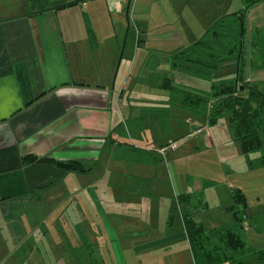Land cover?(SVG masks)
<instances>
[{"label":"crops","instance_id":"1","mask_svg":"<svg viewBox=\"0 0 264 264\" xmlns=\"http://www.w3.org/2000/svg\"><path fill=\"white\" fill-rule=\"evenodd\" d=\"M262 4L246 22L257 16ZM137 7L140 11L135 15ZM242 8V0H0V264H44L47 257L53 264H85L83 255L74 254L75 243L82 238L71 241L60 233L64 229L60 221L48 223L56 211L49 209L37 215L42 222L28 223L22 217L32 209L21 207L42 202L38 205L44 208L43 198H70L74 188L57 191L59 185L70 176L76 180L93 175L103 158L121 168L139 159L143 164L155 161L140 157L128 143L115 138L123 122L128 126L136 118L135 123L144 125L135 106L122 105L126 87L139 82L131 81L132 74L141 64L158 69L162 65L160 56L149 55V47L141 46L158 39L174 43L176 47L168 48L170 62L220 18ZM132 37L139 61L128 59ZM184 40L187 43L180 45ZM207 75L198 81L206 83L203 92L211 86ZM241 76L246 83L260 81ZM28 155L78 162L90 170L24 165ZM139 178L150 181L148 176ZM86 188L92 190L90 185ZM35 212L39 213L36 208ZM47 214L48 220L43 217ZM63 246L67 249L59 251ZM90 261L87 255L86 262ZM170 264H182L180 255Z\"/></svg>","mask_w":264,"mask_h":264},{"label":"rangeland","instance_id":"2","mask_svg":"<svg viewBox=\"0 0 264 264\" xmlns=\"http://www.w3.org/2000/svg\"><path fill=\"white\" fill-rule=\"evenodd\" d=\"M149 9L148 6L146 10ZM135 10L138 15L140 8ZM129 14H134L133 2ZM263 21L264 4L256 17L247 20L242 54L238 52L235 56V61L237 56L242 57L241 73L260 79L259 83H264ZM185 41L188 40L180 41V45H185ZM128 44L131 47L129 61L135 58L139 61L133 37ZM171 45L158 39L155 44L141 46L149 47L150 50H146L149 55L160 56L162 65L158 69L151 64L147 67L141 64L132 74L131 81L139 82L126 87L122 105L135 106L144 125L141 126L140 121L135 123L136 118L133 125L126 126L123 122L115 136L122 144L128 143L134 148V153L140 157H152L155 161L149 159L148 164H143L139 159L121 168L108 165L103 158L93 175L76 177V180L70 176L59 185L57 191L74 188L70 198H43L44 208L40 207L42 202L22 206L23 210L32 209L22 219L28 223L42 222L38 214L43 215L42 212L49 209L56 211L48 223L60 221L64 226L60 233L67 234L71 241L82 238L83 244L82 241L75 243L74 254L83 255L85 264H89L87 255L95 256L100 264H170L177 254L182 264H193L177 197L196 192L201 195L200 203H207L204 208L197 207L194 216L197 222L207 228H239L243 232L248 247L243 253L231 255L235 264H264L260 255L264 252V149L244 155L231 132L228 116L214 126L208 125V115L189 113L181 105L182 97L177 95V90L203 92L206 83L202 85L198 81L205 74L213 80L231 79L238 65L233 61L215 75L201 74L204 72L188 68L184 62L173 59L169 62ZM166 78L173 81L172 87L164 85ZM143 98L146 100L142 103ZM163 142L166 143L162 145ZM174 143L176 148L170 149ZM163 149H169L165 156L160 152ZM141 175L148 176L150 181H141ZM88 185L92 190L86 188ZM235 189H241L248 201L243 228L236 223L234 213L228 211L234 203L232 191ZM171 216L173 222L169 224ZM43 217L48 220L49 214ZM160 240L164 242L153 246ZM137 247H140L138 251ZM66 249L67 246H63L59 251ZM59 251H55L56 256ZM33 256L38 259L36 253ZM53 259L55 262L57 257ZM44 264H53L52 258L47 257ZM222 264H230V261L224 259Z\"/></svg>","mask_w":264,"mask_h":264},{"label":"trees","instance_id":"3","mask_svg":"<svg viewBox=\"0 0 264 264\" xmlns=\"http://www.w3.org/2000/svg\"><path fill=\"white\" fill-rule=\"evenodd\" d=\"M263 1L242 0L243 8L239 12L220 18L197 43L179 52L174 61L184 62L189 68L203 71L201 74L213 75L232 65L236 54H242L240 50L243 46L246 19ZM241 61L242 57L237 56L238 70L231 79L213 80L209 76L212 79L210 91L177 90V95L182 97L181 105L189 113L208 115V125L214 126L220 119L228 116L234 138L238 140L242 153L248 155L264 149V83H246L241 76ZM164 81L165 86L172 87L170 78ZM23 162L24 165H53L70 172L86 173L90 170L78 162H63L51 157L38 158L35 155L25 156ZM195 193H185L177 197L182 224L195 264H222L224 259L235 264L236 260L231 255L248 247L243 232L239 228H207L203 223L197 222L194 218L197 207L207 206V203H200L201 195ZM232 195L234 203L228 211L234 213L236 223L243 228L248 207L247 197L241 189L233 190ZM172 218L171 216L169 224L173 222ZM85 242L89 243L88 240ZM260 253L264 258V252ZM90 257L89 264H99L95 256Z\"/></svg>","mask_w":264,"mask_h":264},{"label":"built area","instance_id":"4","mask_svg":"<svg viewBox=\"0 0 264 264\" xmlns=\"http://www.w3.org/2000/svg\"><path fill=\"white\" fill-rule=\"evenodd\" d=\"M171 146V148L170 149H175L176 148V144L174 143V144H172V145H170ZM169 149H166V150H160V152H161V154H164V156H165V154L167 153V151H168Z\"/></svg>","mask_w":264,"mask_h":264},{"label":"water","instance_id":"5","mask_svg":"<svg viewBox=\"0 0 264 264\" xmlns=\"http://www.w3.org/2000/svg\"><path fill=\"white\" fill-rule=\"evenodd\" d=\"M244 88L242 87L241 90H243Z\"/></svg>","mask_w":264,"mask_h":264}]
</instances>
